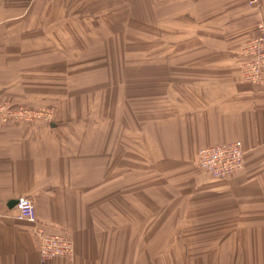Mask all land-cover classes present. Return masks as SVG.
Wrapping results in <instances>:
<instances>
[{
    "label": "crops",
    "instance_id": "0c3cea01",
    "mask_svg": "<svg viewBox=\"0 0 264 264\" xmlns=\"http://www.w3.org/2000/svg\"><path fill=\"white\" fill-rule=\"evenodd\" d=\"M260 23L264 0H0V103L56 108L0 122V264H41L37 225L73 242L45 264H264V88L238 68ZM234 140L241 170L197 169Z\"/></svg>",
    "mask_w": 264,
    "mask_h": 264
},
{
    "label": "built area",
    "instance_id": "2783aa9c",
    "mask_svg": "<svg viewBox=\"0 0 264 264\" xmlns=\"http://www.w3.org/2000/svg\"><path fill=\"white\" fill-rule=\"evenodd\" d=\"M256 0H250L255 3ZM256 34L245 43L243 48L244 62L241 66L245 80L264 86V26L256 27ZM52 112L32 109L27 106L0 103V122H32L37 119L49 120ZM245 151L239 140L219 143L200 148L195 156V165L211 178L223 179L244 165ZM14 206L16 219L36 224L35 208L32 199L19 197ZM37 241V250L41 264L55 257L70 258L74 253L73 242L67 234L49 232L45 227L37 225L33 228Z\"/></svg>",
    "mask_w": 264,
    "mask_h": 264
},
{
    "label": "rangeland",
    "instance_id": "374dc122",
    "mask_svg": "<svg viewBox=\"0 0 264 264\" xmlns=\"http://www.w3.org/2000/svg\"><path fill=\"white\" fill-rule=\"evenodd\" d=\"M260 24H262V23H260ZM259 25V24H258ZM257 25V26H258ZM263 25V24H262ZM163 25L162 24H159V27H162ZM172 26V25H171ZM256 26V27H257ZM264 26V25H263ZM161 30V29H160ZM256 32V28H255V30H254V34H253V36L256 34L255 33ZM252 36V37H253ZM251 37V38H252ZM250 38V39H251ZM248 41V40H247ZM246 41V42H247ZM146 40H130V39H125V40H123V41H121V46L122 47H132V46H136V47H145L146 46ZM245 42V43H246ZM116 43L117 44H119V41H116ZM151 43V42H150ZM245 43L243 44V47H242V49H241V51H240V53H239V56H238V68H239V72H240V76H241V79L244 81V82H247V83H249L250 85H252V86H254V87H258V88H264V86H261V85H255V84H253V83H251V82H249L248 80H245V78L243 77V75H242V69H241V66L243 65V62H244V57H243V55H242V53H243V48L245 47L244 45H245ZM151 45L153 46V47H161V39H159V40H156V41H153V43H151ZM61 57H59V59H60ZM123 58H130V56H127V57H123ZM133 58H140V57H133ZM144 58V57H143ZM102 59H104V62H106L107 63V65H112L113 64V59H114V56H75L74 57V64L75 65H81V64H90V65H92V64H96V63H98L99 61L98 60H102ZM138 61H140V60H138ZM64 62V61H63ZM71 61H70V59H69V61H68V64L70 63ZM137 62V61H136ZM63 74H64V72H63ZM92 74H96V72H92V71H89V76L90 75H92ZM76 75V74H75ZM39 109H42L43 111H48V112H52V114H51V118H49V120H45V121H55V114H56V108H54V107H44V106H42L41 108H39ZM235 141V140H234ZM243 146V145H242ZM197 167V166H196ZM198 169V168H197ZM199 170V169H198ZM200 171V170H199ZM201 172V171H200ZM202 173V172H201ZM203 174V173H202ZM204 175V174H203Z\"/></svg>",
    "mask_w": 264,
    "mask_h": 264
},
{
    "label": "water",
    "instance_id": "95a60500",
    "mask_svg": "<svg viewBox=\"0 0 264 264\" xmlns=\"http://www.w3.org/2000/svg\"><path fill=\"white\" fill-rule=\"evenodd\" d=\"M51 126H54V124L51 123ZM16 202H17L16 200L11 201V202L8 204V206H9V207H13V206H15Z\"/></svg>",
    "mask_w": 264,
    "mask_h": 264
}]
</instances>
